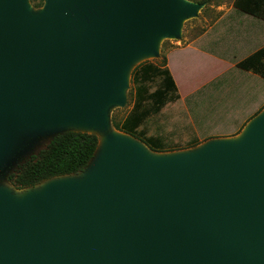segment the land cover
<instances>
[{
    "label": "water",
    "instance_id": "obj_1",
    "mask_svg": "<svg viewBox=\"0 0 264 264\" xmlns=\"http://www.w3.org/2000/svg\"><path fill=\"white\" fill-rule=\"evenodd\" d=\"M200 7L46 0L32 15L28 0H0V168L29 135L107 133L80 175L17 190L23 201L0 186V264H264V111L243 142L169 156L106 116L125 103L127 65Z\"/></svg>",
    "mask_w": 264,
    "mask_h": 264
},
{
    "label": "rangeland",
    "instance_id": "obj_2",
    "mask_svg": "<svg viewBox=\"0 0 264 264\" xmlns=\"http://www.w3.org/2000/svg\"><path fill=\"white\" fill-rule=\"evenodd\" d=\"M188 1L201 7L195 16L183 22L180 37H164L157 55L138 64L152 62L161 65L166 59L167 68L177 85L176 93L172 94L176 96L175 101L165 105L159 114L152 113L139 130H143L147 137L160 138L167 148L174 150L159 154L161 156L187 154L210 143L233 140L257 114L264 111V80L237 68L241 61L263 47L264 34L257 43L247 44L241 30L250 29L252 21L248 15L234 9L235 0ZM37 2H43L44 6L46 0ZM28 3L30 13L38 15L41 9H36L31 0ZM240 24L244 26L241 28ZM132 72L124 92V105L106 108L109 123L113 116L124 122L134 109L137 87L132 82ZM160 86V79L147 83L143 86L144 97L156 92ZM94 128L88 126L79 130L92 132ZM58 134H36L24 138L17 152L0 168V186L14 194L19 193L12 187L9 176L43 151ZM95 134L99 141L107 135L102 132ZM194 144L197 147L191 148ZM97 156L102 160L100 152ZM81 179L80 176L71 180ZM24 194L20 192L14 198Z\"/></svg>",
    "mask_w": 264,
    "mask_h": 264
},
{
    "label": "trees",
    "instance_id": "obj_3",
    "mask_svg": "<svg viewBox=\"0 0 264 264\" xmlns=\"http://www.w3.org/2000/svg\"><path fill=\"white\" fill-rule=\"evenodd\" d=\"M31 2L36 9L43 7V2ZM234 8L264 20V0H235ZM167 65V60L164 59L161 65L145 62L137 66L132 73V82L137 87L134 109L124 122L118 121L114 116L111 119L114 130L140 141L154 153L174 151L167 148L160 138L147 137L143 130L139 131L152 113L159 114L165 105L176 99L172 94L176 93L177 85ZM237 68L258 75L264 80V48L241 61ZM157 79L161 80L160 88L144 97L146 92H143V86ZM239 134L240 131L236 136ZM99 145V137L95 134L64 132L55 136L43 151L32 156L18 172L9 176V181L16 190L23 191L55 178L80 175L94 159ZM195 147L197 144L191 146Z\"/></svg>",
    "mask_w": 264,
    "mask_h": 264
},
{
    "label": "bare ground",
    "instance_id": "obj_4",
    "mask_svg": "<svg viewBox=\"0 0 264 264\" xmlns=\"http://www.w3.org/2000/svg\"><path fill=\"white\" fill-rule=\"evenodd\" d=\"M183 23V21H181ZM180 22V24H181ZM161 41H162V38H158L156 40V47H159L160 44H161ZM165 42V41H164ZM145 58H148L147 55H142L140 57H137L135 58L132 62H130L126 69H125V72H124V78L126 80H128L129 78V75L130 73L132 72V70L135 68V66H137L142 60H144ZM68 126H72V124H68ZM253 126V125H252ZM252 126H249V127H246L243 132L241 133V135L239 136L238 138V142H243L247 137L248 135L250 134L251 132V129H252ZM115 135V137L117 139H121V140H125V141H131L130 138L118 133V132H114L113 133ZM237 137V136H236ZM106 150H107V141H106V138L102 137L101 140H100V145H99V150L98 152L101 153V157L103 158L105 153H106ZM52 185V184H50ZM50 185H46L44 186V188H40L39 190H37L36 192L37 193H44L49 187ZM29 196V193L28 194H24V195H20V197L18 198H14L15 201H23L25 198H27Z\"/></svg>",
    "mask_w": 264,
    "mask_h": 264
},
{
    "label": "crops",
    "instance_id": "obj_5",
    "mask_svg": "<svg viewBox=\"0 0 264 264\" xmlns=\"http://www.w3.org/2000/svg\"><path fill=\"white\" fill-rule=\"evenodd\" d=\"M248 16H249L248 18L251 19V21H252V26L250 27V29L245 30L244 28H242L244 25L240 24V26L242 28L241 31L245 34V37H246L245 41L247 42V44L251 43V45H252L254 43H257L258 40L261 38L262 34H264V20L258 19L256 17L250 16V15H248ZM240 43H243V40H240ZM262 48H264V45H263V47H260L259 49L254 51L251 55H253L255 52L259 51ZM210 57L215 58L212 55H210Z\"/></svg>",
    "mask_w": 264,
    "mask_h": 264
}]
</instances>
